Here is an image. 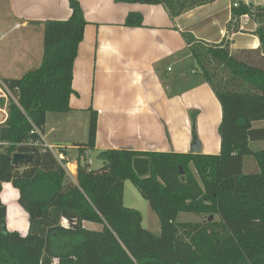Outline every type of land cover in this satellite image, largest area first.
I'll use <instances>...</instances> for the list:
<instances>
[{
    "label": "trees",
    "instance_id": "obj_1",
    "mask_svg": "<svg viewBox=\"0 0 264 264\" xmlns=\"http://www.w3.org/2000/svg\"><path fill=\"white\" fill-rule=\"evenodd\" d=\"M214 1L115 0L161 5L172 19ZM231 2L237 3L233 18L247 15L256 23L259 47L231 52L226 44L185 36L184 60L172 68L191 79L184 89L206 83L218 100L219 154L105 150L99 153L102 167L90 170L85 151L95 147L92 111L87 141L78 145L76 181L52 154L33 146L38 137L31 131L43 130L48 113L70 111L73 67L87 22L79 2L68 0V20L43 23L39 67L3 80L15 102H8L0 127V194L4 183L17 190L28 230H7V206L0 198V264H264V148L251 149V143L264 141V127H255L264 122V6ZM141 25L139 14L126 17L125 26ZM249 54L258 57L250 60ZM16 154L31 161L15 166ZM247 157L255 161L254 172H244ZM126 180L157 216L158 235L141 226L137 210L123 206ZM180 213L201 220L176 222Z\"/></svg>",
    "mask_w": 264,
    "mask_h": 264
},
{
    "label": "crops",
    "instance_id": "obj_2",
    "mask_svg": "<svg viewBox=\"0 0 264 264\" xmlns=\"http://www.w3.org/2000/svg\"><path fill=\"white\" fill-rule=\"evenodd\" d=\"M77 1L87 25L73 67L70 111L54 120L47 131L48 113L41 131L43 140L63 153L65 165L77 170L78 145L62 136L59 127L64 123L71 130L82 122L88 127L92 111L97 115L95 147L85 151L87 158L90 152L105 150L191 153L193 136L201 145L199 154H219L220 137L210 147V133L203 135L200 129L219 128L218 100L206 83L184 89L191 79L185 73L175 74L172 68L184 60L185 36L209 45L226 44L231 52L256 50V23L233 18L231 0H216L174 19L161 5ZM242 2L264 6L260 0ZM130 13L141 16L140 27L125 26ZM70 15L68 0H0V81L17 80L13 76L38 68L43 23L65 21ZM54 133L66 140L49 141ZM68 150L76 153L74 159H69ZM255 165L247 163L244 169L254 172ZM68 176L75 178V174Z\"/></svg>",
    "mask_w": 264,
    "mask_h": 264
},
{
    "label": "rangeland",
    "instance_id": "obj_3",
    "mask_svg": "<svg viewBox=\"0 0 264 264\" xmlns=\"http://www.w3.org/2000/svg\"><path fill=\"white\" fill-rule=\"evenodd\" d=\"M260 1H264V0H260ZM231 7H232V3H231ZM248 18L250 17L248 16ZM257 57L258 55L249 54L250 60L257 59ZM39 65L40 64H38V66ZM13 77H15L14 79H20L22 76L16 75ZM209 103L211 105V102ZM62 116L64 115L59 114V113H50L49 118H48L47 131L49 130L50 127H52V125H54L56 119H60L62 118ZM58 121H60V123L62 122L61 120H58ZM81 121L83 120L81 119ZM61 124H63V126H60L59 129L61 128L62 136H65L66 138H70L71 139L70 141H73L72 143H75V145H81V144L86 143L89 125L88 127L86 126L84 127V122H82V125L79 123L77 124V126H74L73 129L70 130V127L67 128L64 123H61ZM255 127H264V122L256 123ZM200 129L203 135L206 133H210L209 146L211 147L213 142H215V140L219 138L218 128H216L215 130V126L213 128L207 126V127H202ZM62 136H60V134L58 133H54L53 136L50 137L48 140L53 141L54 139H58V138H60L61 140H66V138ZM263 148H264V141L251 143V149L253 151H259ZM68 151H69L68 153L69 159H74L76 153L71 150H68ZM88 160H90V165L88 166L90 170H97L102 167V161L99 158V152H95V151L90 152ZM245 160L248 163L255 164V161L252 157H247ZM63 163L66 164V162H63ZM64 166L66 167L64 168V171L65 169L67 170V172L65 171L66 175L75 174V178L68 176L69 179H71L72 181H76L77 171H75L74 166L71 165L70 168L67 167V165H64ZM246 171H250V170L246 169ZM246 171L244 170L245 173H247ZM1 188H2V194H1L2 200L6 203V206H7L6 228L8 231H15L21 235H24L25 233H27V230H28V214L25 210H23L19 206L17 202L18 192L16 190L13 191V189L7 184L3 185ZM9 191L13 193H11L10 195L7 194V192ZM123 206L129 209L137 210L142 216L141 226L144 229L153 233L154 235L159 234L160 225H159L157 216L151 211L148 202L145 201L141 197L140 193L135 188V186L128 180L123 182ZM200 220H201L200 217L192 215V214H186V213H180L178 214L176 218V222H179V223L180 222H198ZM61 223L63 226H67L66 221L65 222L62 221ZM83 226H85L86 229L88 227L91 230L99 231L101 229L99 225H95V224L89 225L87 223L85 224L83 223Z\"/></svg>",
    "mask_w": 264,
    "mask_h": 264
},
{
    "label": "built area",
    "instance_id": "obj_4",
    "mask_svg": "<svg viewBox=\"0 0 264 264\" xmlns=\"http://www.w3.org/2000/svg\"><path fill=\"white\" fill-rule=\"evenodd\" d=\"M232 6L237 7V3H233ZM240 19L245 20V21L249 20L247 15H242ZM168 71H171V69L168 68ZM10 100H13L15 102V99L12 96L8 87L2 81H0V127H2L7 121V118H8L7 105ZM31 134H34L38 137V139H36L33 142V146L38 147L42 152H48L52 154V156L59 162L62 168L63 169L66 168L64 166L65 164L63 163L65 162V156L63 155L62 152L59 151L60 149L58 147L46 143L43 140L41 131L36 128H34L31 131ZM3 145L4 144L0 142V146H3Z\"/></svg>",
    "mask_w": 264,
    "mask_h": 264
},
{
    "label": "water",
    "instance_id": "obj_5",
    "mask_svg": "<svg viewBox=\"0 0 264 264\" xmlns=\"http://www.w3.org/2000/svg\"><path fill=\"white\" fill-rule=\"evenodd\" d=\"M249 6H252V4H249ZM201 149V145L199 143V141L197 140L196 136H193V140L190 146V152L192 154H198L200 152ZM31 161V157L25 154H16L13 157V164L15 166L21 165V164H27ZM181 172V170H180ZM183 180V178H182Z\"/></svg>",
    "mask_w": 264,
    "mask_h": 264
}]
</instances>
